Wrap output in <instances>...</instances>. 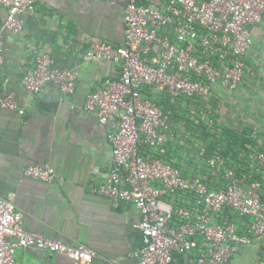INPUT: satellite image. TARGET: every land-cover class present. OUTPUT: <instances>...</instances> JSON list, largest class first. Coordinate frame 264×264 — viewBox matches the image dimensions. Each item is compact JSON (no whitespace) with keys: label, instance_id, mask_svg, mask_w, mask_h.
Instances as JSON below:
<instances>
[{"label":"built area","instance_id":"built-area-1","mask_svg":"<svg viewBox=\"0 0 264 264\" xmlns=\"http://www.w3.org/2000/svg\"><path fill=\"white\" fill-rule=\"evenodd\" d=\"M37 1L0 0L6 13L0 18V65L2 33L20 34L22 14L33 11ZM162 1L160 8L147 0H128L124 44L102 42L84 53V61L119 67L118 76L88 94L82 106L111 127L106 136L111 168L89 190L107 197L114 208L126 202L138 211L134 227L145 244L133 253L137 264H172L174 257L191 253L195 264H230L257 239H262L264 264V152L247 153L242 168L248 171L237 174L233 158L217 151L208 157L206 144L196 142L197 149L189 153L192 166L177 165L176 158L168 159V146L177 139L182 144L185 132L163 105L185 111L198 123L204 100L238 90L255 31L264 22V0ZM76 79V70L54 68L48 54H39L21 84L33 95L47 84L72 95ZM2 110L25 113L14 93L0 94ZM24 175L47 184L56 178L49 165L27 166ZM23 219L12 196L0 197V264H16L15 250L29 248L62 255L69 264H93L97 258L86 245L71 246L26 230Z\"/></svg>","mask_w":264,"mask_h":264},{"label":"crops","instance_id":"crops-1","mask_svg":"<svg viewBox=\"0 0 264 264\" xmlns=\"http://www.w3.org/2000/svg\"><path fill=\"white\" fill-rule=\"evenodd\" d=\"M128 0H38L22 14L20 34L3 32L0 94L14 93L25 111H0V197L12 196L23 213L26 230L67 245L83 244L94 250L93 264H137L133 253L145 244L134 225L139 213L130 203L114 208L104 196L93 194L111 168L106 136L110 125L82 110L88 94L119 74L106 62L84 61L95 44L122 46L124 9ZM163 7L162 0H147ZM0 7V18L5 16ZM48 54L54 68L77 71L75 92L64 95L54 84L37 94L27 92L22 77L34 67L36 55ZM30 165H49L56 178L51 184L25 177ZM262 239L236 253L230 264H261ZM195 254L174 257L172 264H195ZM16 264H69L58 254L34 248L17 249Z\"/></svg>","mask_w":264,"mask_h":264},{"label":"rangeland","instance_id":"rangeland-1","mask_svg":"<svg viewBox=\"0 0 264 264\" xmlns=\"http://www.w3.org/2000/svg\"><path fill=\"white\" fill-rule=\"evenodd\" d=\"M202 108L205 119L211 117L238 134L248 135L264 149V22L255 31L238 90L214 94L204 100Z\"/></svg>","mask_w":264,"mask_h":264},{"label":"trees","instance_id":"trees-1","mask_svg":"<svg viewBox=\"0 0 264 264\" xmlns=\"http://www.w3.org/2000/svg\"><path fill=\"white\" fill-rule=\"evenodd\" d=\"M163 105L165 111L172 113H169V115L175 125H178V129L183 128L185 132L181 134V140H183L182 144H180L177 139L168 146V159L176 158L177 165L187 164L192 166V163L188 161L190 159L189 153L197 149L195 144L198 145V143L196 142H203L206 144V155L208 157H210L213 152L217 151L224 157L230 156L233 158V166L235 165L234 168L237 174H246L248 171V169L242 168L247 153L252 154L254 151L264 152V149L248 135L238 134L237 131L222 126L214 119L212 120L211 117H209L211 120L205 118L201 120L200 117L197 116L198 123H196L189 116H185V111L179 113V110L170 108L168 103H163ZM186 133L190 135L187 136ZM182 153H186L187 157H182ZM240 154H243V157H240ZM238 164H240L241 167H238Z\"/></svg>","mask_w":264,"mask_h":264}]
</instances>
